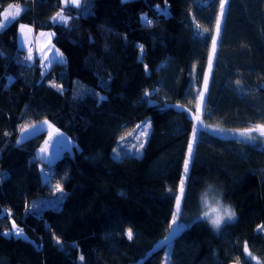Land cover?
Wrapping results in <instances>:
<instances>
[{
	"label": "trees",
	"instance_id": "16d2710c",
	"mask_svg": "<svg viewBox=\"0 0 264 264\" xmlns=\"http://www.w3.org/2000/svg\"><path fill=\"white\" fill-rule=\"evenodd\" d=\"M14 2L25 10L0 32V264H161L196 124L185 110L197 114L218 3L81 0L62 7L61 24L51 19L61 0H0V18ZM21 23L53 31L65 64L25 60ZM7 77L15 79L5 87ZM147 116L142 153L115 158L120 135ZM201 117L237 130L264 124V0H230ZM44 118L74 143L54 161L50 183L36 151L47 130L20 131ZM188 177L180 220L189 227L166 264H264V147L203 134ZM209 186L236 212L219 230L202 219ZM47 198L60 205L37 203ZM13 221L20 238L7 235Z\"/></svg>",
	"mask_w": 264,
	"mask_h": 264
},
{
	"label": "snow or ice",
	"instance_id": "6c2138e0",
	"mask_svg": "<svg viewBox=\"0 0 264 264\" xmlns=\"http://www.w3.org/2000/svg\"><path fill=\"white\" fill-rule=\"evenodd\" d=\"M64 2L66 4H71L74 6L79 7L81 0H64ZM203 3H206L207 0H202ZM216 2L219 5V11H218V15L216 16L215 20V34L208 37L211 40V45H210V52L209 55L207 57V70L206 72L203 74V81H202V90L198 91V101L199 103L197 104V114H195L193 116V114L191 113L190 110H185L187 112V115L189 117V119H194L197 123L193 126L192 132H191V140L189 142V144L187 145V152H186V158L183 161V175L182 178L179 182V195H176L174 197L175 200V210L171 215V220L169 223V235L167 237L164 238L161 247H170L171 246V242L177 237L179 236L183 231H185L189 225L184 224L181 220H180V213H181V203L184 197V190H185V183L186 181L189 179L188 177V173H189V167L190 164L192 162L193 159V152H194V147L196 145V143L198 142V139L201 135L203 134H209V135H217L220 134L222 132H224L225 130L220 129V128H211L209 126H205L201 120V116H200V112H202L203 110V105L205 104V98H206V93L208 91V85H209V80L210 77L212 75L213 72V67H214V62L216 60V53H217V48H218V44L220 42V37H221V32H222V24L224 22L225 16H226V11L227 8L230 4V0H216ZM9 9L14 8L15 10H8L5 11L3 14V20L0 21V32L6 30L7 27L11 26L13 23L16 22L17 18L22 14V12L25 10L23 9L20 5H9L8 6ZM157 13L160 15H167L168 11L167 8H157L156 9ZM54 22L57 23H61L64 24L66 23V21L69 19L68 17H65L63 15V9H61L60 11L56 12V14L51 18ZM140 20L142 23L146 24V25H150L151 21H149L147 19L146 16H141ZM6 22V23H5ZM197 28L199 29V26H197ZM27 30V31H26ZM32 29L25 24H19V33L23 34L24 36H27L28 32H31ZM52 35H54L53 33H40V36H48L51 37ZM196 35L198 37H202V33L199 32V30L197 31ZM51 45V40H48V43L45 44L44 46H42L39 49V52L42 53V56H40V59H42L43 61H47L48 65H52V64H60L63 65L65 64V58L63 56V53L59 52L58 49H55V46H50ZM138 47L141 49V56L143 55V46L142 45H138ZM45 48H47V52H45ZM48 52L52 53L51 58H49L48 56ZM27 61H33L34 57H33V52H32V48L29 47L28 48V54L27 56L24 58ZM145 68H147V66L145 65ZM9 84L5 85V87L10 86L11 82H14V77H7ZM237 84H239V81L236 82ZM54 87L60 88L61 86L59 85H53ZM92 92V90L90 89H84L83 93L81 94H86ZM95 95V93H92ZM241 94L243 95L244 93L241 92ZM149 93H145V97L149 96ZM98 99L100 101H103L105 99V97H98ZM149 103H152V101H149ZM43 123H47V122H43ZM150 126V125H147ZM137 127H140L139 125ZM29 128H35V125H26L25 127H22L20 129L21 133H26L28 131ZM238 134L240 137H244L247 138L246 142H254L257 137L253 135V133H258L260 137H264V124H256L253 125L252 127L249 128H245L243 130H237ZM147 131L143 132L142 135L143 136H147ZM54 137L56 138L55 140V144L56 145H60V144H69L70 141L67 140V138H63L62 134L59 132L58 129H54L53 131H51L49 133L48 139L45 140L44 142V146L41 147L38 151V157L42 160H46L48 165H49V170L47 172L42 171V176L44 177V181L46 183H50L51 181V166L54 164V161L57 157H59V151H55L53 156H49L46 155L49 152V147L53 146L52 142ZM26 138V137H25ZM124 137H121V140H123ZM137 139H139V137H137ZM21 141H17V144H20ZM140 148L144 147V144L141 143L139 145ZM115 154V153H114ZM0 179H2V177H0ZM55 190L56 192L61 193V196L58 199H63V188L62 186L58 183L55 186ZM205 206L208 207L207 204V199L205 198L204 200ZM39 205H34L33 209H37L39 208ZM31 211V210H30ZM236 218V214L234 211H232L230 208L228 207H210L209 210L205 211L203 213V217L202 219H205L206 221L210 222L211 225L213 226L214 229L219 230L221 227L222 223H231L232 221H234V219ZM13 223V228L12 230L7 233V235H11L14 236L16 238H20L23 236V232L18 229L15 226V221L12 222ZM264 227V226H262ZM3 234V233H0ZM126 236L129 240L133 239V231L131 228H128L126 231ZM57 243H59V240L57 238ZM246 251V249H245ZM250 256V254H249ZM247 258V257H246ZM84 257L81 255L80 256V260L83 261Z\"/></svg>",
	"mask_w": 264,
	"mask_h": 264
},
{
	"label": "rangeland",
	"instance_id": "374dc122",
	"mask_svg": "<svg viewBox=\"0 0 264 264\" xmlns=\"http://www.w3.org/2000/svg\"><path fill=\"white\" fill-rule=\"evenodd\" d=\"M201 1L202 0H198V2H201ZM214 31H215V29H214ZM53 45L54 44L51 43V46H53ZM55 49H58V48L55 46ZM45 52H47V49H45ZM26 54H28V51H27ZM48 54H49V52H48ZM63 56L65 58L64 53H63ZM197 100H198V98H197ZM198 103H199V101H198ZM196 107H197V105H196ZM199 114L201 116L203 114V110ZM201 120H202V117H201ZM43 122H47V123H43ZM194 122H196V121L194 120ZM202 122H203V124L205 126H209L211 128H220V129L225 130L224 132H222L220 134H217L218 136H221L223 138L230 137V138H235V139H238V140L240 139V140H242L244 142H246V140H247V138H244V137H240L239 136L237 129L225 128L223 126H220L219 124L215 125V124H212V123H209V122H205L203 120H202ZM32 125H35V128H29L26 133H21V135L23 137L31 136V135H33V133H36L38 131H42V130L46 129L47 130V135L44 138V142H45V140L48 139L49 133L51 131H53V128L59 130V128H57L55 125H53L49 120H47L45 118L43 120H40V121H37V122L32 123ZM138 125L140 127H137ZM147 125H150V126H147ZM151 125L152 124H151V118H150V116L144 117L139 122H136V124H134V126L130 129L129 132H127L124 135H120V138L118 140V143L116 144V146H114V150L112 152V155L115 158H120L123 155H140L142 153V150H143L144 147L143 148H140L139 145L141 143H143V144L146 143L147 138L149 136L148 134H149V132L151 130ZM239 130H243V129H239ZM145 131H147V133H148L146 137L142 135V133L145 132ZM59 132L61 133L60 130H59ZM253 135L256 136L257 139L254 142H251V144L258 145V146H263L264 147V137H260L258 133H253ZM62 136H63V138H67V140L70 141V143L67 144V145H65V144L56 145L55 144L56 138L54 137L53 142H52V145L53 146L49 147V152L46 155H49L51 157V156L54 155L55 151L58 150L59 153H60L59 154V156H60L61 153L63 151H65L66 148H68V147L73 152V150H74L73 147H72V145L74 144L73 141L71 139H69L67 136L65 137L63 134H62ZM121 137H124V139L121 140ZM137 137H139V139H137ZM44 142L36 149L37 154H38L39 149L44 146ZM247 143H249V142H247ZM43 161H45V160H43ZM182 175H183V171H182V174H181V178H182ZM209 187L210 188L207 189V191L201 196V198H202L201 208H202V212L203 213L205 211L209 210L210 207H228L232 211L235 212L234 207H231L228 203H226L223 200V198L221 197L220 193H216L217 190L214 187L213 188L216 191L212 188V186H209ZM177 195H179V193ZM205 198L207 199L208 207L205 206V203H204ZM50 199L51 198H47L45 201L44 200L37 201V203L38 204H44L46 206L50 205L52 207H58L60 205V204H58L59 203L58 200L55 201V202H53L52 200L50 201ZM46 206H44V207H46ZM203 213H202V216H203ZM235 214H236V212H235ZM15 226L18 229L21 230V228H19L16 224H15ZM12 228H13V226H12ZM169 232H170V229L168 230L167 236L169 235ZM23 235H24V232H23ZM170 248H171V246L165 248L164 256H163V260H162V263L161 264H166L167 258H168V255H169ZM258 264H262V263H260L258 261Z\"/></svg>",
	"mask_w": 264,
	"mask_h": 264
},
{
	"label": "crops",
	"instance_id": "0c3cea01",
	"mask_svg": "<svg viewBox=\"0 0 264 264\" xmlns=\"http://www.w3.org/2000/svg\"><path fill=\"white\" fill-rule=\"evenodd\" d=\"M61 2H62V5L63 6H61V8H60V10L61 9H63L62 7H64V5H66V3L64 2V0H61ZM11 5H20L22 8H24V5H22L21 3H19V2H14V3H10ZM10 4H8L7 6H5V8H4V10L2 11L3 13H2V16H1V18H0V21H2L3 20V14H4V12L5 11H8V10H12V11H14L15 9L14 8H12V9H9L8 8V6L10 5ZM67 12H66V10L65 9H63V15L65 16V17H67ZM25 25H27V24H25ZM28 26L32 29V31L31 32H28L27 33V36H24L23 34H21V33H19V31H18V44H20V46L24 49V50H26V51H28V48L29 47H31L32 48V52H33V57H34V59L33 60H35V61H38V63L41 65H44V67L46 68V69H48V68H50L51 67V65H48L47 64V61H43L42 59H40V56H42V53H40L39 52V49L42 47V46H44L45 44H47L48 43V40L50 39L51 40V43H52V39H53V36L54 35H52L51 37H48V36H40V33H53L54 34V32L53 31H49V30H39V31H35L34 30V27L32 26V25H30V24H28ZM27 31V30H26ZM51 46V45H50ZM45 49H47V48H45ZM59 50V49H58ZM60 52V51H59ZM27 53V52H26ZM62 53V52H61ZM48 56H49V58H51V56H52V53L51 52H49V54H48Z\"/></svg>",
	"mask_w": 264,
	"mask_h": 264
},
{
	"label": "built area",
	"instance_id": "2783aa9c",
	"mask_svg": "<svg viewBox=\"0 0 264 264\" xmlns=\"http://www.w3.org/2000/svg\"><path fill=\"white\" fill-rule=\"evenodd\" d=\"M54 168H55V163L51 166V172H50L51 177L55 174ZM48 170H49V165L45 166V168L42 169V171L44 172H47Z\"/></svg>",
	"mask_w": 264,
	"mask_h": 264
},
{
	"label": "water",
	"instance_id": "95a60500",
	"mask_svg": "<svg viewBox=\"0 0 264 264\" xmlns=\"http://www.w3.org/2000/svg\"><path fill=\"white\" fill-rule=\"evenodd\" d=\"M228 264H244V263L238 260H234V261L229 262Z\"/></svg>",
	"mask_w": 264,
	"mask_h": 264
}]
</instances>
